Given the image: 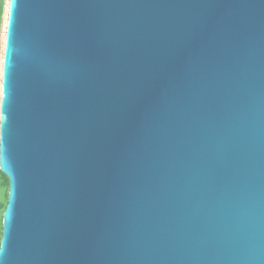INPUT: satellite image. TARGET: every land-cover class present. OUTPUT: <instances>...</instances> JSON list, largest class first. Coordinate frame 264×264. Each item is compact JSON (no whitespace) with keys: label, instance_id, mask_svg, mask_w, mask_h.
<instances>
[{"label":"water","instance_id":"1","mask_svg":"<svg viewBox=\"0 0 264 264\" xmlns=\"http://www.w3.org/2000/svg\"><path fill=\"white\" fill-rule=\"evenodd\" d=\"M0 264H264V0H5Z\"/></svg>","mask_w":264,"mask_h":264},{"label":"rangeland","instance_id":"2","mask_svg":"<svg viewBox=\"0 0 264 264\" xmlns=\"http://www.w3.org/2000/svg\"><path fill=\"white\" fill-rule=\"evenodd\" d=\"M2 37H3V19L1 23V34H0V59H1V48H2ZM7 190H8V180L3 174L0 173V238H1V229H2V212L6 205Z\"/></svg>","mask_w":264,"mask_h":264},{"label":"trees","instance_id":"3","mask_svg":"<svg viewBox=\"0 0 264 264\" xmlns=\"http://www.w3.org/2000/svg\"><path fill=\"white\" fill-rule=\"evenodd\" d=\"M4 9H5V0H0V34H1V23L3 19ZM6 202H7V199H6Z\"/></svg>","mask_w":264,"mask_h":264},{"label":"snow or ice","instance_id":"4","mask_svg":"<svg viewBox=\"0 0 264 264\" xmlns=\"http://www.w3.org/2000/svg\"><path fill=\"white\" fill-rule=\"evenodd\" d=\"M0 81H2V77H0ZM2 82H0V90H2Z\"/></svg>","mask_w":264,"mask_h":264}]
</instances>
